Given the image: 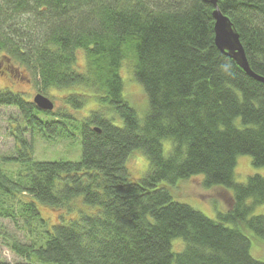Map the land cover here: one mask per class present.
Listing matches in <instances>:
<instances>
[{"label": "trees", "instance_id": "obj_1", "mask_svg": "<svg viewBox=\"0 0 264 264\" xmlns=\"http://www.w3.org/2000/svg\"><path fill=\"white\" fill-rule=\"evenodd\" d=\"M217 3L264 78V0ZM215 8L212 0H0V77H23L63 105L42 111L0 88V107L18 112L15 153L0 156V237L23 264H264L246 233L264 242V215H253L264 177L235 181L242 156L264 168V83L218 51ZM127 70L148 108L129 99ZM37 138H80L81 161L38 160ZM136 149L150 162L138 180L127 171ZM197 179L228 195L217 220L183 201V185ZM43 207L61 211L60 222ZM6 222L29 243L10 237Z\"/></svg>", "mask_w": 264, "mask_h": 264}, {"label": "rangeland", "instance_id": "obj_2", "mask_svg": "<svg viewBox=\"0 0 264 264\" xmlns=\"http://www.w3.org/2000/svg\"><path fill=\"white\" fill-rule=\"evenodd\" d=\"M3 67V66H2ZM127 78V95L129 99L133 101L137 107H145L148 108L147 97H145V92L142 86H140L136 81L132 80L133 77L130 72L125 71L124 74ZM23 77H19V79H9V78H2L0 77V88H12L14 91H19L28 97L31 100L37 95V91L34 90L32 85L25 81ZM35 91V92H34ZM133 108L135 106L134 103L130 102ZM55 110L62 108L63 105L61 101L54 100ZM142 108V109H143ZM144 108V109H145ZM138 116L140 118L145 116V111L140 112L137 108ZM18 118V112L14 108H2L0 107V156H7L15 153V138L11 135L15 129H13L14 124L10 123V119ZM29 138V135L27 136ZM81 139L77 138L72 140H56L55 142L51 141L50 143L37 138L35 144V157L41 161H57V160H66L72 162H79L81 161L82 156V146H81ZM252 164V159L248 156H242L238 159V164L236 165L235 171V181L239 184L247 183L249 177L253 175H261L264 177V168L256 169ZM129 167L127 166L130 174V177L133 179H141L145 177V174L148 170L143 172L142 174L135 175L133 173V169L137 168V159L133 156L128 163ZM149 169V168H148ZM240 169V171H237ZM185 195L183 196V201L186 204L195 208L205 214L207 217L217 220L219 212H226L227 211V193L220 192L219 189L209 191V189L205 188L203 183L200 182L199 179L187 182V184L183 185ZM226 191V190H225ZM228 192L229 196L233 193V191H226ZM179 200V199H178ZM252 201L249 200L248 204H251ZM76 208L86 209L81 203H77ZM39 206H41L39 204ZM41 210V208H40ZM45 217H47L52 223H59L60 213L61 211H54L48 209L46 207L42 208ZM41 210V213H42ZM95 210V209H94ZM66 213V211H63ZM42 213V215H43ZM253 215H264V205L256 206L255 210H253ZM71 217V216H70ZM50 223V222H49ZM53 226L52 224H50ZM5 230L10 235V237H15L17 240L22 241L23 243H29V237L27 233L24 231L15 228L10 222L4 223ZM233 227V226H232ZM252 241L251 247V255L253 260H258L264 262V242L259 241L257 239H252L251 233L246 232ZM7 241L4 237H0V259L10 263V264H23L25 261H22L18 256H16L10 248L6 246Z\"/></svg>", "mask_w": 264, "mask_h": 264}, {"label": "water", "instance_id": "obj_3", "mask_svg": "<svg viewBox=\"0 0 264 264\" xmlns=\"http://www.w3.org/2000/svg\"><path fill=\"white\" fill-rule=\"evenodd\" d=\"M218 0H212V3L216 6V10L213 12L215 19V44L221 53L232 59L243 71H245L255 81L264 83V78L256 75L250 68L249 62L246 57L245 50L240 40V35L230 19L223 15L221 9H219ZM34 103L42 111L50 112L54 111L55 104L52 100L37 94L34 98ZM95 131L99 132L98 129Z\"/></svg>", "mask_w": 264, "mask_h": 264}, {"label": "clouds", "instance_id": "obj_4", "mask_svg": "<svg viewBox=\"0 0 264 264\" xmlns=\"http://www.w3.org/2000/svg\"><path fill=\"white\" fill-rule=\"evenodd\" d=\"M133 156H135L136 159H137V168L133 169V173L135 175L142 174L143 172H145L150 167L149 159L143 153L142 150H140V149L134 150L133 151ZM237 171H240V169H238Z\"/></svg>", "mask_w": 264, "mask_h": 264}, {"label": "bare ground", "instance_id": "obj_5", "mask_svg": "<svg viewBox=\"0 0 264 264\" xmlns=\"http://www.w3.org/2000/svg\"><path fill=\"white\" fill-rule=\"evenodd\" d=\"M55 110V109H54Z\"/></svg>", "mask_w": 264, "mask_h": 264}]
</instances>
